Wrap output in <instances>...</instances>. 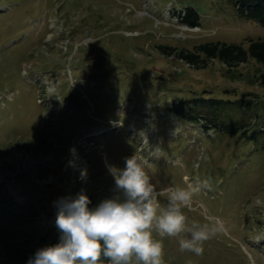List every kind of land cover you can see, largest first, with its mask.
Returning <instances> with one entry per match:
<instances>
[{
	"label": "rangeland",
	"instance_id": "obj_1",
	"mask_svg": "<svg viewBox=\"0 0 264 264\" xmlns=\"http://www.w3.org/2000/svg\"><path fill=\"white\" fill-rule=\"evenodd\" d=\"M186 6L197 25L181 19ZM262 36L234 0H0V264L29 232L36 250L54 246L59 198L123 199L109 167L134 154L162 206L167 189L209 180L184 211L223 227L199 257L154 232L164 264H264V131L251 136L264 123L263 66L195 67L158 47ZM176 99L194 117L174 113Z\"/></svg>",
	"mask_w": 264,
	"mask_h": 264
},
{
	"label": "clouds",
	"instance_id": "obj_2",
	"mask_svg": "<svg viewBox=\"0 0 264 264\" xmlns=\"http://www.w3.org/2000/svg\"><path fill=\"white\" fill-rule=\"evenodd\" d=\"M69 153L68 166L76 167L75 147ZM144 165V158L134 154L125 158L123 169L109 167L114 191L122 193L123 199L118 195L89 209L91 201L81 190L75 197L55 201L59 243L37 250L27 264H164L163 242L153 237L154 232L161 238H178L181 253L202 256L204 244L223 227L190 220L184 210L210 181L167 189L162 206ZM79 178L87 179L86 169H81Z\"/></svg>",
	"mask_w": 264,
	"mask_h": 264
},
{
	"label": "trees",
	"instance_id": "obj_3",
	"mask_svg": "<svg viewBox=\"0 0 264 264\" xmlns=\"http://www.w3.org/2000/svg\"><path fill=\"white\" fill-rule=\"evenodd\" d=\"M234 4L243 17L256 21L264 26V0H234ZM184 9L185 12L180 16L181 19L191 24H198L199 15L197 11L192 6H186ZM158 47L166 54L176 53L178 57L195 67L206 65L211 58H218L229 68L239 62L253 58L263 66V69L258 70L256 80L264 87V36L250 39L246 46L241 42L203 41L196 43L193 48H177L168 44H159ZM169 108L173 109V112L177 115L194 117L191 111L188 110V106H184L183 99L174 100L172 104L169 105ZM213 123L220 129H225L229 132L235 131L240 126V124L235 121L224 122L222 120H214ZM257 130L264 131V123L261 124L259 128L253 129L251 136H253ZM84 194L87 195L91 201L88 205L89 209H95L97 207L96 200L91 194L87 192H84ZM55 233V236H53L54 239L52 240L53 245L59 243L60 232L57 227H55ZM30 234L29 232L27 235H24L20 239V244L15 247L13 246L10 250L8 258L14 261V264H27V261L33 258L37 252L36 247L33 246L34 242L32 243L30 241ZM41 238H44V236H41ZM105 264H108V262L105 261Z\"/></svg>",
	"mask_w": 264,
	"mask_h": 264
}]
</instances>
